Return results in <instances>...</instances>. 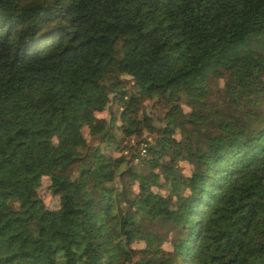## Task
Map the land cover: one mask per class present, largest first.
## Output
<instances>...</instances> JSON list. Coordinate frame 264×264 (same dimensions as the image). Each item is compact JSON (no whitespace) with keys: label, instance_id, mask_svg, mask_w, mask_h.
<instances>
[{"label":"trees","instance_id":"16d2710c","mask_svg":"<svg viewBox=\"0 0 264 264\" xmlns=\"http://www.w3.org/2000/svg\"><path fill=\"white\" fill-rule=\"evenodd\" d=\"M258 62L264 0H0V264H264Z\"/></svg>","mask_w":264,"mask_h":264},{"label":"rangeland","instance_id":"374dc122","mask_svg":"<svg viewBox=\"0 0 264 264\" xmlns=\"http://www.w3.org/2000/svg\"><path fill=\"white\" fill-rule=\"evenodd\" d=\"M256 68V71L260 74H262L264 76V62H258L255 66ZM183 109H184V112L186 114H188L190 112V107L187 106V105H183ZM145 111L146 113L148 114H153V115H156V113L158 114H162L163 111L160 109L159 106H156L152 101H147L145 103ZM102 116H107L108 115V111L105 110L104 112H101L100 113ZM159 122V121H158ZM158 122H154L156 125L158 124ZM84 135L86 136V138L88 140H90V136L88 134V128L87 127H84ZM179 131L176 132V137H179ZM148 132L146 130H144V136H147ZM53 173H56V170L53 169V168H47L45 171H44V175H43V178H42V186L40 187L39 189V194L41 196V198L43 199L44 203L50 207V208H54L58 205V198L52 196L49 191L47 190L46 186L48 184V176L53 174ZM144 245V242H134L133 243V246L134 247H140V246H143ZM162 247L165 248V249H169L170 248V245L167 241H164L163 244H162Z\"/></svg>","mask_w":264,"mask_h":264},{"label":"built area","instance_id":"2783aa9c","mask_svg":"<svg viewBox=\"0 0 264 264\" xmlns=\"http://www.w3.org/2000/svg\"><path fill=\"white\" fill-rule=\"evenodd\" d=\"M145 152H146L145 145H144V144H141V145H140V154H141V155H144Z\"/></svg>","mask_w":264,"mask_h":264}]
</instances>
